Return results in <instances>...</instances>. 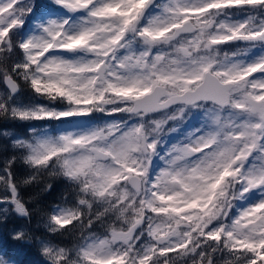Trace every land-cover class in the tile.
Instances as JSON below:
<instances>
[{"label": "snow or ice", "instance_id": "1", "mask_svg": "<svg viewBox=\"0 0 264 264\" xmlns=\"http://www.w3.org/2000/svg\"><path fill=\"white\" fill-rule=\"evenodd\" d=\"M0 84L34 264H264V0H0ZM45 176L62 203L25 195Z\"/></svg>", "mask_w": 264, "mask_h": 264}, {"label": "trees", "instance_id": "2", "mask_svg": "<svg viewBox=\"0 0 264 264\" xmlns=\"http://www.w3.org/2000/svg\"><path fill=\"white\" fill-rule=\"evenodd\" d=\"M3 85L0 84V88ZM30 97H25L27 100ZM28 123L23 121H12L10 119H5L0 117V133H3L7 127L14 129L17 133L25 136L28 134ZM7 140L6 137L0 136V143H3ZM22 170V168H21ZM45 182L52 184V191L51 192H42L41 189L44 188V183L39 184L38 186H33L26 190L25 195L30 196L39 193L38 200L41 202L42 205L50 206L56 203H62V195L67 190V185L63 182L60 177L52 176L48 177L45 176ZM40 217L36 216L33 218L30 227L35 229L39 226L40 230L43 231V224L39 223ZM9 224V223H8ZM8 226V225H7ZM9 230L7 227L0 233V249L7 250L9 255H14L16 258L22 260L24 264H34V262L42 259V257H38L33 249H29L27 247H21L16 245L12 242L9 236ZM39 234V233H37ZM65 240L67 243H71L69 237L65 236L61 238Z\"/></svg>", "mask_w": 264, "mask_h": 264}, {"label": "rangeland", "instance_id": "3", "mask_svg": "<svg viewBox=\"0 0 264 264\" xmlns=\"http://www.w3.org/2000/svg\"><path fill=\"white\" fill-rule=\"evenodd\" d=\"M27 123H28V122H27ZM4 132H8V133H10V134H15V135H17V136H21V137H22L21 134L17 133L14 129H12V128H10V127H7V128L5 129ZM171 139H172V140H175V139H176V136H173ZM7 225H8V226H6V227H7V229L10 231V229H11L12 226H13V222H12V221H9V224H7ZM6 227L0 228V233L3 232V230H4Z\"/></svg>", "mask_w": 264, "mask_h": 264}]
</instances>
